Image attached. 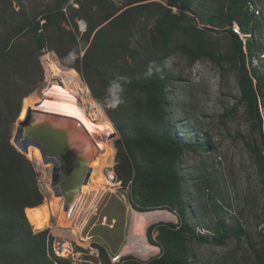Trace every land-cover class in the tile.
<instances>
[{
  "label": "rangeland",
  "instance_id": "rangeland-1",
  "mask_svg": "<svg viewBox=\"0 0 264 264\" xmlns=\"http://www.w3.org/2000/svg\"><path fill=\"white\" fill-rule=\"evenodd\" d=\"M57 1L0 0V34L4 33V20L9 26L16 24L10 16L29 19L37 16L42 27L47 24L45 18L48 10L53 9ZM135 1L79 0L78 8L69 6L66 11L64 6V15L59 17L57 24L44 29L49 39L44 50L24 53L23 62L15 68L9 65V59L6 60V67L2 66L6 72L3 75V86L12 89L13 84H26L24 91H32L30 95L36 96L32 98V106H35L30 110V118L35 107L45 100L43 94L46 92L47 96L52 86L56 85L62 91L65 89L78 106L85 108L86 114L91 115L89 117L95 119V123H105L102 122V115L110 120L109 113H113L123 126L130 128L127 136H131L133 127L130 121L122 117L118 107L108 106L107 88L113 80L125 82L148 77L145 73L152 61L162 64V49L153 40L157 18L160 17L158 8L164 6L171 9L173 15L180 16V11L171 7L168 0L131 3ZM253 2L258 12L254 14L255 19L261 23L260 31L253 36L264 42V0ZM225 4L226 0H193L187 21L180 25V30L174 36L175 51L170 56L171 68H166L170 79L169 120L175 135L187 147L179 169L184 180L185 201L189 208L187 223L197 237L188 241L192 264H260L259 258L264 261V175L249 145H261L264 137V108L260 109V127L258 118L251 115L247 107L239 102L241 94L236 63L226 61L220 65L208 58L193 61L180 48L181 45L195 48L200 41L194 37L201 36L208 48L219 55H229L232 52V42L226 25L203 34L192 31L189 27L194 25L203 30L208 23L207 17L218 15ZM82 5L86 8L87 19L80 13ZM91 21L94 26L98 25L90 40L91 44L97 31L105 27L99 32L94 46L96 62L101 61L95 67L87 66L83 58L87 49L84 41ZM81 22L87 27L85 32L79 29ZM22 38L26 40L27 36ZM112 42L117 45L126 43L130 52L117 58L118 54H123V50L115 51L116 59H108ZM259 53L260 51L254 57L253 65L257 66L264 78V55ZM15 55L18 56L14 51L9 57L15 58ZM50 60H56L64 71H75L76 81L70 76L60 75ZM23 78L28 79L24 85L20 83ZM141 97L132 92V89L124 88L122 104L130 105ZM3 100L4 93L1 92L0 111L5 109ZM22 105L23 100L21 108ZM17 119L9 125V141L14 148ZM108 126L116 133L108 143L113 149L109 161L113 162L105 166L104 172L91 185L88 183V175L81 195L82 200L79 201L78 208L76 207L77 212L75 210L76 213L70 219L67 218L68 210L59 194L58 211L52 213L49 208L48 202L55 199L51 189L50 168H43L38 161L25 156L35 168L37 184L49 212V226L42 231L32 228V233L35 235L49 230L48 237L51 235L54 238L48 255L52 261L59 257L71 264H103L95 244L106 249L112 264H119L126 257L145 263L159 256V250L149 253V257L123 254V249L128 245L129 226L135 209L131 204L130 189L121 185L115 173L119 164V145L123 144L122 135L112 125ZM101 147L102 145L99 148ZM34 149L39 152L37 148ZM103 149L104 147L90 172L98 165ZM49 161L55 162L51 159ZM41 171L43 178L40 177ZM58 173L57 167L56 178ZM173 215L176 217L175 221L151 223L148 228L155 224H178V216ZM220 222L230 229L240 228L243 235L240 238L231 236L224 245H216L219 240L216 228ZM147 230L146 239L150 243ZM156 235L153 233V239ZM66 243L69 244V252L63 251ZM150 245L152 246L151 243ZM8 264H11L10 261Z\"/></svg>",
  "mask_w": 264,
  "mask_h": 264
},
{
  "label": "trees",
  "instance_id": "trees-1",
  "mask_svg": "<svg viewBox=\"0 0 264 264\" xmlns=\"http://www.w3.org/2000/svg\"><path fill=\"white\" fill-rule=\"evenodd\" d=\"M68 1L58 0L54 8L48 10L45 18L47 24L42 27L37 16L31 19L10 16L9 18L16 22L15 25L9 26L6 20L2 23L4 33L0 34V94L4 93L5 109L0 111V262L5 264H8L9 261L11 264H71L59 257H56L55 261L50 260L49 249L52 247L54 238L51 235L48 237L49 230L35 235L32 233L33 227L30 226L25 215V209L43 204L44 196L37 184V175L33 164L9 141V125L13 124L17 117V122L29 118L30 110L35 106H32L34 103L32 98L36 96L30 95L32 91H24L26 88L24 82L28 81L27 78L20 79V83L24 86L13 84L12 89L3 86L5 83L3 75L6 73L3 67L7 65L5 64L6 60L9 59V65L15 68L23 62L24 53L44 50L49 42L44 29L57 24L59 17L64 15L63 7ZM140 2L142 0L131 3ZM168 2L171 7L180 11V16L173 15L171 9L164 6L158 8L160 17L157 18L153 40L161 47L163 60L174 53V36L180 30V25L187 21L193 0H168ZM253 3V0H226V4L218 15L207 17L208 23L203 30H199L194 25L189 26L190 30L203 34L226 25L232 42V52L229 55H219L208 48L201 36L194 37L195 40L197 38L200 41L195 48H188L184 45H181L180 48L193 61L208 58L220 65L226 61L236 63L241 94L239 102L247 107L251 115L258 118L261 127L260 109L264 108V78L257 66L253 65V61L258 51H260L259 54L263 53L264 55V42L253 36L261 29V23L256 21L254 13H251L250 10V5ZM85 11L86 8L82 5L80 13L87 19ZM234 23H237L242 33L247 36L245 42L233 32ZM92 25L91 21L84 41V47L87 49L83 58H85L87 66L95 67L101 64V61L96 62L94 46L99 32L105 27L100 28L102 24L99 25L100 29L91 44L90 40L98 27V25ZM23 36H27V39L23 40ZM111 46L108 51L110 60L116 59L115 51L123 50V54H118L117 58L130 52L129 46L124 42L120 45L112 42ZM14 51L18 56L9 57ZM131 54L135 56L133 52ZM49 62L53 63L60 75L70 76L76 81L75 71H64L56 60ZM159 65L162 66V64ZM121 83L124 88H130L132 92L142 97L130 105L120 104L118 106L122 117L130 121L129 123L133 127L131 136H127L130 128L127 125L123 126L113 113H109L110 120L102 115V122L110 123L122 135L124 146L123 144L119 145V164L115 169L117 178L123 187L130 189L131 204L135 211L139 213L167 211L176 214L180 222L178 224H155L148 228L147 236L150 243L161 250L158 257L145 263L132 257H126L119 264H192L188 241L197 237L195 231L187 223L189 208L185 201L184 180L179 169L187 147L180 142L170 124L168 112L170 79L166 68L162 73H154L151 77ZM108 143L109 141L104 146L103 156H101L98 165L89 174V185L104 172L107 164L113 162L109 161L113 149ZM249 149L258 159L264 175V137L260 147L250 144ZM28 157L38 161L43 168H50L52 181L56 179L57 165L55 162L48 161L47 164H44L40 151L38 152L34 148L29 149ZM40 175L43 178V171L40 172ZM54 198L53 201L48 202L52 213H56L59 206L58 193L55 191ZM216 231L219 239L216 245L219 246L224 245L231 236L240 238L243 235L240 228L238 230L230 229L222 222L218 223ZM153 233L157 234L154 239ZM94 247L98 249L103 264H112L108 252L103 246L95 244ZM259 263L264 264L262 258H259Z\"/></svg>",
  "mask_w": 264,
  "mask_h": 264
},
{
  "label": "bare ground",
  "instance_id": "bare-ground-1",
  "mask_svg": "<svg viewBox=\"0 0 264 264\" xmlns=\"http://www.w3.org/2000/svg\"><path fill=\"white\" fill-rule=\"evenodd\" d=\"M60 83L62 85V82ZM50 87L51 84L48 86V89ZM44 98L45 100L41 105H38L40 102L36 104L38 106H36L34 111L31 113V120L35 122L41 119H45L49 120L50 122H54L61 128H69L72 146L76 148L81 156L85 157L86 159L88 158L92 160V167V165L96 163L101 149L110 140L111 136L116 134L108 126H111V124L109 123L107 125L105 123H95V119L92 120V118L89 117L91 115L88 116L86 114L84 110L85 108L83 109L78 106L75 100L69 96L65 89H63L62 91V89L60 87H56V85L52 86L51 90L47 93V96L46 92L43 94V99ZM97 111L96 113H98ZM99 142H101V148H99ZM82 192L83 188L75 196L73 206L68 209V219L72 218L76 207L79 206L78 203L80 200H82ZM25 215L33 229L36 231H42L49 226V212L47 203L45 202L35 208H26ZM175 220L176 217L167 211L148 213H138L133 211L131 218L132 223L129 226L128 232V245L123 249V254H137L142 257H149V255H151L149 253L158 252V250L160 251L159 248L152 247L148 243L145 234L146 230L151 223L173 222ZM63 251H70L68 243L63 246Z\"/></svg>",
  "mask_w": 264,
  "mask_h": 264
},
{
  "label": "water",
  "instance_id": "water-1",
  "mask_svg": "<svg viewBox=\"0 0 264 264\" xmlns=\"http://www.w3.org/2000/svg\"><path fill=\"white\" fill-rule=\"evenodd\" d=\"M71 142L69 128H61L45 119L33 122L30 116L17 123L13 139V145L22 155L28 157L29 149L34 147L40 151L44 164L50 159L56 162L59 174L51 188L63 198L67 210L87 181L92 164V160L81 156Z\"/></svg>",
  "mask_w": 264,
  "mask_h": 264
},
{
  "label": "clouds",
  "instance_id": "clouds-1",
  "mask_svg": "<svg viewBox=\"0 0 264 264\" xmlns=\"http://www.w3.org/2000/svg\"><path fill=\"white\" fill-rule=\"evenodd\" d=\"M171 62H172L171 57L165 58L162 62V66L157 64V62L152 61L149 63L145 75L151 77L154 73H162L165 68H171ZM123 92H124V86L121 83V80L111 81L107 88L108 106L111 108H116L120 104H122L124 102Z\"/></svg>",
  "mask_w": 264,
  "mask_h": 264
},
{
  "label": "built area",
  "instance_id": "built-area-1",
  "mask_svg": "<svg viewBox=\"0 0 264 264\" xmlns=\"http://www.w3.org/2000/svg\"><path fill=\"white\" fill-rule=\"evenodd\" d=\"M69 6H72L74 8H78L79 7V0H69L68 3L65 5L64 10L66 11V8ZM250 10H251V13L258 14V12H257V10L253 4L250 5ZM79 29L81 32L82 31L85 32L87 30V27L85 25H83L81 22L79 24ZM232 30L235 34H237L241 38V40H243L245 42V39L247 36L242 33V31H241V29L237 23L233 24ZM121 185H122V183H121ZM159 255H160V253H159Z\"/></svg>",
  "mask_w": 264,
  "mask_h": 264
}]
</instances>
